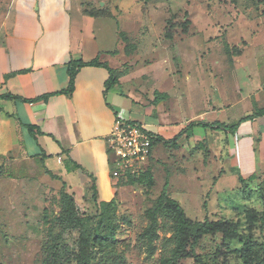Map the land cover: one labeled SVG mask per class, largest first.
I'll return each instance as SVG.
<instances>
[{"label": "rangeland", "instance_id": "1", "mask_svg": "<svg viewBox=\"0 0 264 264\" xmlns=\"http://www.w3.org/2000/svg\"><path fill=\"white\" fill-rule=\"evenodd\" d=\"M72 1L73 9L77 7L86 16L107 17L96 21L95 34L118 47L115 54L120 76L130 72V66L138 68L132 80L138 82L134 85L143 97L151 93L153 84L149 79H154L146 68L157 65L159 71L158 65L164 61L160 67L168 73L166 87L175 78L184 98L199 100L202 88L210 81L207 72H213L212 92L220 93L231 104L242 97L232 58L241 47L240 41L264 44V0ZM19 3L0 0V34L5 27L8 29V16ZM197 41L200 58L196 63L189 45ZM210 56L220 58L221 65L207 61ZM134 57L137 60L131 65ZM251 68L245 66L242 73ZM243 105L237 107L236 103L229 122L226 117L219 121L236 123L244 113ZM259 105L264 106V97ZM261 107L249 106L246 113L251 115ZM199 128L194 137L178 147L155 143L143 180L137 175L134 182L114 178L108 165L110 179L117 181L114 199L110 204L96 205L90 212L79 209L89 223L90 264H159L161 258L172 257L175 243L173 225L166 217L172 214L168 205L162 207L166 212L157 220L161 223L156 224L154 233L150 232L151 212L165 183L167 195L179 202L189 219H221L237 231L233 238H226L222 232L204 234L194 246L190 237L186 256L175 264H243L241 252L246 242L254 244L250 251L252 264H264V134L262 139L259 133L250 141L240 132ZM195 138L206 139L200 142ZM2 189L0 264H40L43 232L61 206L59 190L42 183L34 198L33 190L14 182H4ZM110 228L113 238L105 235ZM71 264H76L74 259Z\"/></svg>", "mask_w": 264, "mask_h": 264}, {"label": "crops", "instance_id": "2", "mask_svg": "<svg viewBox=\"0 0 264 264\" xmlns=\"http://www.w3.org/2000/svg\"><path fill=\"white\" fill-rule=\"evenodd\" d=\"M73 6L72 0H20L8 16V29L5 27L0 34L1 191L4 182H14L33 190L35 198L41 184L46 183L57 190L64 189L82 212H90L96 208L94 197L97 203L109 202L115 197L117 181L109 176L106 143L115 119L141 124L154 136L164 139L186 130L177 141L179 146L200 131L199 126L188 129L191 122L210 124L225 117L229 122L234 114L232 108L238 104L242 107L246 102L238 121L250 114L246 113L249 106L263 107L259 105L263 104L264 97V44L261 42L240 41L241 47L232 56L233 70L240 80L237 90L242 95L231 103L233 107L227 98L212 92L213 72H207V81H210L202 88L199 100L184 98L175 78L166 87L168 73L160 67L164 61L158 65L159 71L157 65L146 68L154 79H149L153 84L151 93L143 97L134 85L138 82L132 80L138 68L130 66V72L120 76L115 54L118 47H112L108 40L95 34L96 21L107 17H89ZM197 43L189 45V53L191 57L194 55L196 63L200 58ZM208 59L216 66L221 65L220 58ZM72 60H97L106 64L116 71L117 84L106 89L109 78L106 67L83 66L75 74L72 92L65 93L69 85L68 64ZM136 60L134 57L130 64ZM245 66L253 69L243 74ZM156 93L161 95L154 103ZM4 95L10 97L4 98ZM237 132L250 141L260 133L262 139L264 116L241 122ZM152 153L153 148L151 156Z\"/></svg>", "mask_w": 264, "mask_h": 264}, {"label": "trees", "instance_id": "3", "mask_svg": "<svg viewBox=\"0 0 264 264\" xmlns=\"http://www.w3.org/2000/svg\"><path fill=\"white\" fill-rule=\"evenodd\" d=\"M103 66L109 71V78L105 82L106 89L113 87L117 84L118 75L116 71L108 67L104 63H100L97 60H91L83 62L81 60H72L68 64V75L69 85L65 93H71L74 87V77L79 68L83 66ZM160 95L156 93L154 103H157L160 99ZM43 96L42 98L46 97ZM4 98H9L10 95H4ZM264 116V106L256 109L253 114L241 117L234 124H225L223 122L215 121L213 123H205L202 121L191 122L188 125V129L193 126H202L204 128H211L215 130H223L226 133L235 134L239 124L246 120H251L255 117ZM32 129L31 127L29 128ZM186 130L180 131L171 139H164L161 136H154L150 133L153 138L152 146L157 142H162L163 145H170L177 147V141L182 137ZM66 166L70 168L69 162L64 160ZM75 165V164H73ZM147 168V167H146ZM145 168V170H146ZM142 171L137 175V178L143 180L145 178L146 171ZM136 176V175H135ZM135 176L127 175L125 178L126 182H134ZM251 178V176H250ZM241 180L242 177L239 176ZM166 185L162 189V192L157 200V205L151 212V228L150 232L154 233L156 224L159 218L166 211L162 209L163 206L168 205L172 214H167L169 222L173 225V241L175 243V249L172 252L171 258H161L159 264H175L180 258L186 256V244L188 239L192 238L191 246H194L200 236L212 232H222L226 238H233L237 235V231L234 227L228 226V222L218 220H203L193 221L189 219L179 202L167 195ZM59 198L61 206L59 211L56 213L50 225L44 230L41 241V257L40 264H71L74 259L76 264H90L89 263V246H90V233L87 228L88 219L85 216L79 214V208L72 195L66 193L64 189L59 190ZM96 205H107L110 202H98L94 197ZM84 213V212H82ZM106 237L113 238L114 231L112 228L107 229ZM254 249V244L246 242L241 252L243 264H252L250 251Z\"/></svg>", "mask_w": 264, "mask_h": 264}, {"label": "built area", "instance_id": "4", "mask_svg": "<svg viewBox=\"0 0 264 264\" xmlns=\"http://www.w3.org/2000/svg\"><path fill=\"white\" fill-rule=\"evenodd\" d=\"M153 138L145 126L115 119L106 139L111 174L114 178L138 175L148 166Z\"/></svg>", "mask_w": 264, "mask_h": 264}]
</instances>
